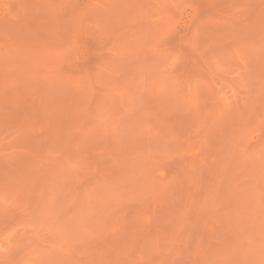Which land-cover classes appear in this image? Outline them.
I'll return each mask as SVG.
<instances>
[{"label": "rangeland", "instance_id": "rangeland-1", "mask_svg": "<svg viewBox=\"0 0 264 264\" xmlns=\"http://www.w3.org/2000/svg\"><path fill=\"white\" fill-rule=\"evenodd\" d=\"M0 264H264V0H0Z\"/></svg>", "mask_w": 264, "mask_h": 264}]
</instances>
